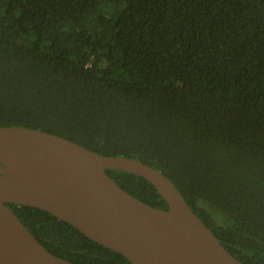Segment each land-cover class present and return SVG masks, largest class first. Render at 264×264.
<instances>
[{
	"label": "trees",
	"instance_id": "1",
	"mask_svg": "<svg viewBox=\"0 0 264 264\" xmlns=\"http://www.w3.org/2000/svg\"><path fill=\"white\" fill-rule=\"evenodd\" d=\"M9 124L162 170L231 254L264 264V0H0ZM105 170L168 207L146 178ZM8 205L57 256L132 264L47 210Z\"/></svg>",
	"mask_w": 264,
	"mask_h": 264
},
{
	"label": "water",
	"instance_id": "2",
	"mask_svg": "<svg viewBox=\"0 0 264 264\" xmlns=\"http://www.w3.org/2000/svg\"><path fill=\"white\" fill-rule=\"evenodd\" d=\"M106 168L146 178L168 207L132 195ZM8 203L47 210L132 264H246L226 249L162 170L40 128L0 125V264H75L50 252Z\"/></svg>",
	"mask_w": 264,
	"mask_h": 264
},
{
	"label": "rangeland",
	"instance_id": "3",
	"mask_svg": "<svg viewBox=\"0 0 264 264\" xmlns=\"http://www.w3.org/2000/svg\"><path fill=\"white\" fill-rule=\"evenodd\" d=\"M112 72H113L114 75L115 74H117V75L118 74H121V75L127 74L125 70H123V69L120 70L119 68H118V70L115 68Z\"/></svg>",
	"mask_w": 264,
	"mask_h": 264
}]
</instances>
